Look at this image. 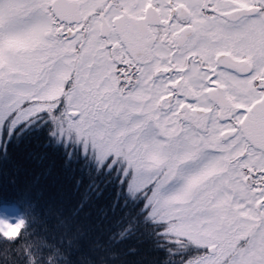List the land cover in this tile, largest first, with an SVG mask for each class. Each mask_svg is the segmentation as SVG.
<instances>
[{
	"label": "snow or ice",
	"instance_id": "obj_1",
	"mask_svg": "<svg viewBox=\"0 0 264 264\" xmlns=\"http://www.w3.org/2000/svg\"><path fill=\"white\" fill-rule=\"evenodd\" d=\"M44 128L134 215L92 235L78 217L98 186L65 210L37 175L0 199V243L39 208L71 234L65 264H123L138 222L155 264H264V0H0V159Z\"/></svg>",
	"mask_w": 264,
	"mask_h": 264
},
{
	"label": "trees",
	"instance_id": "obj_2",
	"mask_svg": "<svg viewBox=\"0 0 264 264\" xmlns=\"http://www.w3.org/2000/svg\"><path fill=\"white\" fill-rule=\"evenodd\" d=\"M46 144L48 136L47 128H44L25 134L18 144L14 141L8 145L7 158L0 159V199L11 202L21 192H34L33 178L40 175L37 187L44 192L40 203L67 210L77 204L94 182L98 187L78 217L85 230L91 229L92 235L103 232L106 236L108 231L116 230L113 222L124 213H129L127 219L132 218L134 213L130 208L110 210L116 187L109 182V177L91 171L82 160H75L65 167L63 149ZM76 180L81 181L79 187ZM96 192L100 194L97 196ZM101 208H109L107 215L99 214ZM21 217L24 230L16 242L0 243V264H65L71 251L68 246L71 234L66 235L63 228L56 226V220L39 208ZM147 233V227L138 222L130 238L115 246L123 264H155L164 258L162 251L153 250L155 241ZM72 247L75 248V242ZM130 247L137 249L135 255H124ZM71 258L75 260V256Z\"/></svg>",
	"mask_w": 264,
	"mask_h": 264
},
{
	"label": "rangeland",
	"instance_id": "obj_3",
	"mask_svg": "<svg viewBox=\"0 0 264 264\" xmlns=\"http://www.w3.org/2000/svg\"><path fill=\"white\" fill-rule=\"evenodd\" d=\"M12 224H19L21 223V215L18 216L15 220L11 221ZM8 224L9 222L8 221H0V226L4 227L5 229H7L9 231V236L12 235V233L15 231V228H11L9 229L8 228Z\"/></svg>",
	"mask_w": 264,
	"mask_h": 264
}]
</instances>
